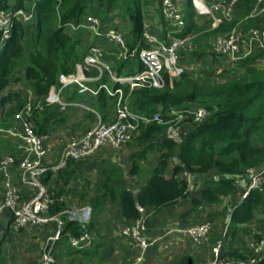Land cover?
<instances>
[{"label":"trees","instance_id":"obj_1","mask_svg":"<svg viewBox=\"0 0 264 264\" xmlns=\"http://www.w3.org/2000/svg\"><path fill=\"white\" fill-rule=\"evenodd\" d=\"M32 3L35 4L33 22L24 23L14 18L10 36L0 44V90L11 82L19 81L44 99L51 86L58 84L59 74L74 72L76 64L82 59L79 48L86 31L83 28L69 31L67 26L79 23L87 13L99 16L101 11L107 13L120 6L130 25L132 41L128 42L129 49L145 46L142 39V12L148 5L147 0H0V9L28 8ZM245 17L248 26H260L264 21V13L254 16L247 14ZM184 19L186 26L178 35L195 34L197 41L226 33L239 24V17L233 16L215 27H211L210 19L197 25L190 0L185 1ZM199 51L192 54L198 55ZM263 59L264 49L256 48L235 62L232 74L224 75L226 71L220 72L217 76L223 78L221 81L193 77L185 71L171 84L166 79L161 88L142 86L129 92L132 109L147 116L159 112L161 118V122L139 124L135 141L142 147L135 152L131 174L137 173L138 161L145 159L146 152L153 149V140L164 134L167 127L165 122L171 118L167 114L169 108L179 109L190 103H198L205 106L210 114L203 121L192 123L179 146L167 138L161 139L160 148L164 150L147 171L144 183L138 187L136 198L128 189L116 186V172L107 176L100 186L104 190L103 195L112 202L119 196L120 212L126 220L134 221L139 217L136 205L158 211L185 198L190 193L187 183L185 179L177 177L184 170L193 174L214 170L216 174L222 175L213 182L206 181L199 190V197H192V205L201 207L204 202H217L222 196L236 191L235 177L264 163ZM142 68V63L136 59L135 67L125 69L124 63H121L118 71L128 75ZM203 71L207 76L213 73L212 70ZM122 89L123 95H127L128 87L122 86ZM97 97L100 111L115 105L116 97L104 89L99 91ZM13 101L16 102L14 108L24 104L20 90L9 92L1 98L2 105ZM60 111L59 105H46L41 111L32 110L31 119L38 123L34 132L39 134L46 131L51 120L62 121ZM175 151L181 164L174 166L170 177H166L168 160ZM49 172L42 175L43 183ZM263 199L264 190H251L232 209L226 234L236 238L242 230L240 226L250 223ZM62 209V203L54 202L49 207V213L56 214ZM259 226L260 233L254 235L257 240L264 236V208ZM243 230L249 231L247 228ZM80 232L77 222L65 220L61 235L66 239L67 235L76 236ZM75 252L84 254L85 250L76 249ZM245 254L252 255V250L243 247L228 252L235 260L245 258ZM179 264L196 263L191 258H183ZM259 264H264V261Z\"/></svg>","mask_w":264,"mask_h":264},{"label":"built area","instance_id":"obj_2","mask_svg":"<svg viewBox=\"0 0 264 264\" xmlns=\"http://www.w3.org/2000/svg\"><path fill=\"white\" fill-rule=\"evenodd\" d=\"M240 0H190L194 15L206 17L211 20V27L217 26L223 20H230L233 17L234 8ZM35 4L28 8L17 10L0 9V44L10 36L13 19H20L24 23H32L34 20ZM159 6L164 18V29L159 35L153 31V22L149 18L150 12L143 10L142 15V39L145 46H137L129 49L128 41L121 29L117 26H106L104 21L93 13H87L77 24H69L72 30L83 28L91 35L92 42L88 45L82 59L76 64L72 73H61L58 77V84L51 86L45 97L46 104H56L60 108L67 106L68 102L63 101L60 91L69 86H74L78 94L89 93L98 95L104 89L109 95L116 97L113 108V117L110 120H103L97 115L96 122L85 134L70 138L62 147L58 159L50 166L42 163V156L45 152V134H37L31 123L33 106L26 101L15 112L18 125L0 128V137H11L26 144L25 154L17 158L13 155L0 157V177L2 180V198L0 199V218L6 213L10 217L9 227L12 230H19L23 226H44L54 223V230L47 238L38 264H53V244L61 236L65 225L62 214H67V221H79L81 232L69 236V244L72 248L82 249L92 239L91 232L85 223L84 213L71 210H62L56 214L49 213V207L55 199L54 193L42 181V175L48 170L57 171L65 167L71 161H80L92 156L100 148L108 147L118 149L126 142L135 137L139 132V124L161 122L159 112L152 116L132 109L129 103L128 94L131 90L147 86L161 88L165 85L166 79L171 84L173 80L185 72L197 77L193 71H198L190 62L189 68L185 67L181 59L183 56L192 54L201 49L206 50L217 58H222L235 64L241 57L249 54L253 49H264V27L251 26L246 30L240 27L218 34L204 42L197 41L195 35L188 33L183 36L178 34L186 26L184 19L185 0H159ZM264 13V0H254L249 16ZM103 42L113 45L110 58ZM112 57V58H111ZM131 59L139 60L143 68L132 74L117 75L113 72L112 61ZM197 63V62H196ZM95 71L94 75L90 72ZM99 81L96 87L89 85V82ZM117 85L110 88L107 81ZM54 86L56 89H54ZM122 86L128 87L127 95H123ZM78 106L86 107L85 104L75 103ZM167 114L171 116L165 123L167 125L164 135L175 145L179 146L185 134L189 130L184 125L186 120L198 123L206 119L210 111L198 103H190L179 109L169 108ZM33 154L34 158H30ZM16 168L19 181L30 190V196L23 202L18 203L19 189L11 177V169ZM246 182L236 176L234 184L241 187L240 197L244 199L253 189L264 190V163L247 169ZM184 179L188 190H193L190 172L184 173ZM139 217L130 224L125 225L121 232L124 236L130 237L141 253L145 252L153 240L148 237L146 223V208L137 205ZM177 232L188 235L195 243L208 241L212 223L203 220L187 225L177 226ZM225 236V235H224ZM223 236V237H224ZM224 238L216 240L211 248V258L201 264H259L264 261V237L253 240L248 247L252 255L235 260L228 255V247ZM138 259H140L138 257Z\"/></svg>","mask_w":264,"mask_h":264},{"label":"crops","instance_id":"obj_3","mask_svg":"<svg viewBox=\"0 0 264 264\" xmlns=\"http://www.w3.org/2000/svg\"><path fill=\"white\" fill-rule=\"evenodd\" d=\"M112 11L103 14L104 16H108V18L103 16L105 18L104 23L105 21L107 23H105L106 26H116L118 22V20L109 16ZM149 18L153 22V31L160 35L163 32L165 22L158 1L156 5L152 4ZM202 18L203 17H196L194 15L195 23L201 25L200 23H203L201 22ZM67 27L69 31H72L69 26ZM91 37V35L85 33V37L79 48L82 56L86 52L88 45L92 42ZM128 37L131 42L132 35L130 31ZM204 41L206 40H200V42ZM103 44L109 56L113 51V45L108 42H103ZM190 55L193 56V54ZM111 63L115 74L126 75L124 72L119 73L118 66L124 63L125 69L133 68L136 66V59H131L130 61L118 60L114 64L113 62ZM94 73L95 71H92L90 75H94ZM109 81L110 80L107 81L108 86L114 88L116 85L111 81L112 86H110L108 83ZM12 83L13 82L5 89L0 90V128L18 125V120L15 118V112L18 108H14L16 102L13 101L6 102L3 105L1 104L2 96L9 92H16L20 89L21 97L24 99V102H31L33 106L32 110L41 111L46 105H56L46 104L45 98L43 99L34 94L28 85H25L24 90H21V88L16 89ZM98 83L99 81L93 80L89 82V85L96 87ZM51 89L52 87L50 90ZM54 89H56L55 86ZM60 95L63 101L68 102L67 106L60 108V116L63 117V120L58 122H53V120H51L47 125L46 131L39 133L47 135L44 140L45 152L41 161L48 166L56 162L63 145L70 138L81 136L94 126L97 115L102 118V113H105L104 119L102 118L103 120H110L113 117L114 106L104 107L101 111L99 110L97 107L98 95H91L89 93L78 94L74 86L63 88L60 91ZM79 102L85 104L86 107L75 104ZM80 120L89 123L87 124L89 127L78 135H70L71 125L74 126L80 123ZM92 122H94V124L90 125ZM185 122L188 125L186 127L190 128V121L186 120ZM31 123L34 130V128L38 126L37 120L33 121L31 119ZM163 137L166 138L163 134L161 137L153 140V149L146 152V155L149 153L155 157V159L149 160L148 156L146 157L145 155V159L138 161V166L136 168L137 173L134 174L130 173V169L135 152L140 150L142 146L137 144L138 148L135 146L134 148L124 150L123 147L132 139L118 149L103 147L86 159L71 161L65 167L57 171L48 170L50 172L46 176V182L44 184L55 195L53 203H62V210L82 211L84 213L85 223L92 235L90 243L82 248L85 250L84 254L76 253V249L70 246V235H67L66 239L61 235L53 244V264H66V262L69 264H179L183 258H191L194 263L200 264L211 258L212 245L218 239L224 238V242L228 247V252L241 248L240 245H236L237 241L246 238L247 233H250V223L253 221L254 217L250 223L240 226L242 230L236 238L226 234L231 211L242 200L240 197L241 187L239 185L236 191L222 196L217 202H204L201 207L192 205V197H199V190L206 181L213 182L222 177V175L216 174L214 170L204 174L190 173L193 190L185 198L179 199L175 204L169 205L158 211L146 208L148 237L153 240V244L145 252L141 253L135 242L130 237L122 234V228L132 221L126 220L121 215L118 204L119 196H117L115 202L110 201L107 196L103 195L104 190H102L100 186L109 174L116 172L117 174H115V176L118 178L116 186L128 189L136 198L138 187L144 183V177H146L147 171L152 168L156 163V158H158L164 150L160 148V141ZM26 147V144L18 139L5 136L0 137V157L4 155H13L20 158L25 154ZM177 155L178 153L175 151L173 156L169 158L167 171L165 173L166 177H170L174 166L181 164ZM30 158H34L33 154L30 155ZM186 171L187 170L182 171L177 177L184 179V173ZM10 172L13 182L18 186V203H21L30 196L31 190L20 183L16 168H12ZM240 179L246 182V174L241 175ZM2 190V180L0 177V199L2 198ZM263 203L264 201L259 208L263 207ZM206 214H211L215 218V223L217 224L216 229L210 234L207 242L195 243L188 235L175 230L177 226L187 225L189 223V215L194 216L195 222L196 220L210 221L209 219L201 218ZM62 218L66 220L67 214L63 213ZM74 222L80 224L79 221ZM195 222L193 221L191 223ZM9 223L10 217L5 213L0 218V243L3 237L8 236L10 238H15V242L17 238H20L19 242L25 241L28 235L45 236L46 231L49 230L53 232L55 226L54 223L51 222L44 226H23L19 230H12L9 227ZM211 223L213 225V222ZM245 228L249 229V231H244L243 229ZM29 229L34 232L31 234L28 233ZM36 239L37 238H35V240ZM253 240H255V237L251 239L250 243ZM246 247H249V245ZM93 249H95V252H93ZM245 256L248 255L245 254ZM138 257L140 259H138Z\"/></svg>","mask_w":264,"mask_h":264},{"label":"rangeland","instance_id":"obj_4","mask_svg":"<svg viewBox=\"0 0 264 264\" xmlns=\"http://www.w3.org/2000/svg\"><path fill=\"white\" fill-rule=\"evenodd\" d=\"M149 5L146 6V11L151 10V6L156 5L157 0H147ZM186 1V0H185ZM253 7V0H240L238 2V4L236 5L235 9H234V13L233 16H237L239 17V24L238 27H240L242 30H246L247 28L251 27L248 26V21L246 19V15L250 13L251 9ZM143 9V10H144ZM104 12H100L99 17L104 21L105 18H108L107 15H103ZM105 18H104V17ZM111 18H114L115 20H118V22L116 23V26L121 29L126 37V40L128 42H130V39L128 37L129 34V21L127 16L124 14L122 8L120 6L116 7V9H114L111 14L109 15ZM208 20V18L203 17L201 19V22H206ZM106 23V21H105ZM200 23V24H203ZM107 24V23H106ZM260 26L264 27V21H262L260 23ZM89 39V37H88ZM208 38H206L207 40ZM129 44V43H128ZM202 50V51H201ZM199 51L198 55H188L185 58V55L183 56V58L181 59L182 64L189 68L190 66V62L188 60H193V62L191 63L193 65L194 68H198L196 64H200L202 67L199 68L198 71H193L197 77H206L207 80L209 81H221L223 78L222 77H218L217 75L220 72L226 71V74L224 75H229L232 74L234 71L233 69L235 68V64L227 61V59L225 60L222 58H217L215 56H213L212 54L208 53L206 50L201 49ZM118 60L114 59L112 62L113 64L115 62H117ZM197 62V63H196ZM262 64H264V59L261 61ZM131 66V65H130ZM127 67V66H126ZM129 68V67H128ZM203 70H212L213 73L208 75L205 74V72ZM110 86H112L111 81L108 82ZM12 85H14V87L16 89L21 88V90H24L25 85L23 84V82H17L14 81L12 83ZM20 90V89H19ZM24 92V91H22ZM96 118V117H95ZM81 122L78 124H75L74 126L71 125V133L70 135H78L82 132H84L89 126H87L86 121L80 120ZM84 122V123H82ZM94 122H92L90 125H93ZM185 126H188L186 124V122H184ZM138 148V145L135 141V137L132 138V140L130 142H128L123 149L124 150H128L134 147ZM151 153V152H150ZM148 156L149 160H154L155 157H153L151 154L147 153L146 157ZM264 201V199H263ZM263 207H264V203H263ZM262 208H259L254 215V219L253 221L250 223L251 225V229H250V233H247L246 238H242L241 240L239 239L237 241L236 245H240L241 248L246 247L247 245L250 246V241L251 239H253L255 236V234H259L260 233V226H259V220L263 219V214H262ZM190 217L188 219V224H191V222H195L194 220V216H188ZM202 219H209L211 222H213V228L211 231V234L214 232V229H216L217 224L215 223V218L211 215V214H206L204 217H201ZM200 218V219H201ZM199 219V218H198ZM196 222H199L198 220H196ZM49 229V228H48ZM34 231L29 229L28 233H33ZM52 234V231H46V235H40V236H32V235H28L27 238L25 239V241H21L19 242L20 238L16 239L15 242V238H10L8 237H3V239L1 240L0 243V264H37L38 259L40 257V254L42 252V248L44 246V244L47 242V238L49 235ZM19 237V236H18ZM264 237V236H263ZM35 238H37L35 240ZM203 263V262H201ZM200 263V264H201ZM66 264H69L66 262Z\"/></svg>","mask_w":264,"mask_h":264}]
</instances>
